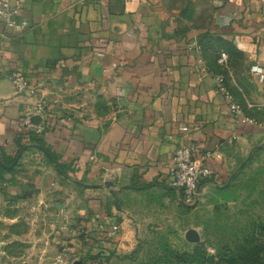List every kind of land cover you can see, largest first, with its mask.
Wrapping results in <instances>:
<instances>
[{"label":"crops","instance_id":"crops-1","mask_svg":"<svg viewBox=\"0 0 264 264\" xmlns=\"http://www.w3.org/2000/svg\"><path fill=\"white\" fill-rule=\"evenodd\" d=\"M19 1L17 20L28 27L16 34L0 22V219L14 221L28 199L53 206L54 191L76 184L83 195L69 200L86 232L96 235L107 217L120 223L118 238L98 246L118 264L152 224L182 214L170 173L178 147L198 146L195 158L212 170L201 190L221 195L264 146V81L251 71L264 66V0H208L211 16L193 21L160 0ZM210 37L225 41L220 51ZM221 70L257 123L231 112L217 88ZM14 73L27 91L18 92ZM39 102L44 134L24 121Z\"/></svg>","mask_w":264,"mask_h":264},{"label":"rangeland","instance_id":"rangeland-1","mask_svg":"<svg viewBox=\"0 0 264 264\" xmlns=\"http://www.w3.org/2000/svg\"><path fill=\"white\" fill-rule=\"evenodd\" d=\"M160 1L187 21L211 16L208 0ZM73 186L67 194L54 191L53 206L35 207L36 200L28 199L26 206L13 208L14 221L0 219V264H49L60 252L70 262L97 263L90 255L100 252L97 242L101 231L97 229L96 235L86 232V218L78 215L75 199L69 200L71 195L81 197L84 188ZM217 194L215 189H202L199 199L191 204L182 198L184 208L179 218L164 224V228L152 224L149 236L135 240L134 248L118 255L115 262L203 264L210 260V245L215 244L229 259L264 264V146L252 152L225 193ZM28 195L32 193L23 198ZM189 228L199 231L202 243L186 239ZM197 246L205 253L203 261L180 260L194 253Z\"/></svg>","mask_w":264,"mask_h":264},{"label":"built area","instance_id":"built-area-1","mask_svg":"<svg viewBox=\"0 0 264 264\" xmlns=\"http://www.w3.org/2000/svg\"><path fill=\"white\" fill-rule=\"evenodd\" d=\"M19 10V0H0V22H2L7 28L16 32V34L23 32L29 25V22L26 19L21 21L17 20ZM227 62L228 53L226 51H222L220 57L218 58V63L221 66H226ZM251 71L253 74L259 75L261 81H264V66L262 64L252 66ZM216 80L219 92L228 101L230 110L235 117L240 118L243 122L257 123L254 119L245 115L242 104L235 98L234 94L227 87L224 73L216 74ZM12 81L18 92H25L29 88L24 75L14 73L12 75ZM24 116V121L27 127L31 128L37 134L45 133L48 127V121L47 109L44 104L39 102L31 110L25 112ZM35 117H40L41 120L35 122ZM259 123L264 127V119ZM196 151H198V146L196 144L178 147L175 150L173 162L170 167L172 179L171 185L180 191L184 202L187 204L194 203L199 199L203 181L209 179L212 175L210 167L195 158L194 153ZM98 229L101 231V236L98 239L97 244L98 246L106 248L111 242L118 238L121 225L120 223L113 222L107 217L98 223ZM210 256L212 257V260L203 264H233L219 254V250L215 244L210 245ZM75 263L76 261L70 262L64 252H60L49 264ZM101 264H108V262L104 261Z\"/></svg>","mask_w":264,"mask_h":264},{"label":"trees","instance_id":"trees-1","mask_svg":"<svg viewBox=\"0 0 264 264\" xmlns=\"http://www.w3.org/2000/svg\"><path fill=\"white\" fill-rule=\"evenodd\" d=\"M210 36H213L212 34H210ZM212 37H210L211 39ZM212 39H215V41H217V49L220 50L222 47H223V44L225 43V41L221 38V37H217V38H212ZM222 45V47L220 46ZM219 73H223V71L221 70ZM54 161H56L57 163V166L61 168V165L59 164L57 158L54 157ZM264 228V227H263ZM98 247V246H97ZM100 248H102L101 246H99ZM218 250H219V254L226 260H229V262H237V261H241V263H246V264H250L249 262L247 261H244V260H239L238 258L236 259H233V258H227L222 249L220 247H218ZM98 254H91V258H95V260H98L97 263H92V264H101L102 262H108V260L110 259V257H112L113 255V251H100V252H97ZM205 257V253L204 251L202 250V248H200L199 246H197L196 248V251H194V253H191V254H186L184 255V258H181L180 260H184V261H194V262H199V261H203ZM211 256H210V260H211ZM210 260L208 262H210ZM206 263V262H205ZM81 264H90V263H87L85 261H82ZM109 264V263H108Z\"/></svg>","mask_w":264,"mask_h":264},{"label":"water","instance_id":"water-1","mask_svg":"<svg viewBox=\"0 0 264 264\" xmlns=\"http://www.w3.org/2000/svg\"><path fill=\"white\" fill-rule=\"evenodd\" d=\"M185 237L190 242H193V243H202L201 235H200L199 231L196 230L195 228H189L186 231ZM75 264H81V262L78 261Z\"/></svg>","mask_w":264,"mask_h":264}]
</instances>
